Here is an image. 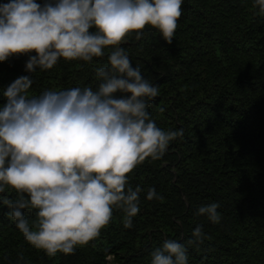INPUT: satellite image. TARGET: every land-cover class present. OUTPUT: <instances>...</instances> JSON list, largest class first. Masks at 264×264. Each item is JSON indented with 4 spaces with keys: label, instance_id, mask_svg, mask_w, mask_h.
I'll return each instance as SVG.
<instances>
[{
    "label": "trees",
    "instance_id": "obj_1",
    "mask_svg": "<svg viewBox=\"0 0 264 264\" xmlns=\"http://www.w3.org/2000/svg\"><path fill=\"white\" fill-rule=\"evenodd\" d=\"M253 4L183 0L171 44L146 25L140 39L132 32L119 45L132 66L159 85L148 109L157 126L184 129V139L171 142L162 158H146L127 174L133 189L142 188L133 227L125 228V214L114 208L99 237L77 245L74 254L50 257L24 239L0 202V264H151V252L166 239L185 244L188 264H264V16ZM111 48L91 63L61 58L51 70L38 69L29 95L95 88L96 69L107 64ZM27 59L20 54L0 62V106L3 89L28 75ZM151 187L162 200L146 198ZM8 195L15 197L14 191ZM211 203L219 204L220 223L197 215ZM197 226L211 239L189 245Z\"/></svg>",
    "mask_w": 264,
    "mask_h": 264
},
{
    "label": "clouds",
    "instance_id": "obj_2",
    "mask_svg": "<svg viewBox=\"0 0 264 264\" xmlns=\"http://www.w3.org/2000/svg\"><path fill=\"white\" fill-rule=\"evenodd\" d=\"M183 0H9L0 4V62L27 54L24 71L5 89L0 106V202L24 239L50 257L74 254L100 236L113 217L125 214L133 227L142 188L131 173L146 158L159 160L171 142L184 139L182 127L159 128L148 111L159 85L133 67L119 45L129 33L143 36L146 25L173 42ZM264 16V0H254ZM95 29L90 31V29ZM98 85L29 95L33 73L51 70L61 58L91 63ZM35 55H32V53ZM14 191L15 197L8 194ZM148 200H162L154 187ZM219 204L201 206L197 215L220 223ZM23 209L34 212L30 222ZM211 239L197 226L191 244ZM184 243L166 239L151 252V264H188ZM109 257V256H107ZM23 260V254H19Z\"/></svg>",
    "mask_w": 264,
    "mask_h": 264
},
{
    "label": "rangeland",
    "instance_id": "obj_3",
    "mask_svg": "<svg viewBox=\"0 0 264 264\" xmlns=\"http://www.w3.org/2000/svg\"><path fill=\"white\" fill-rule=\"evenodd\" d=\"M107 260L110 262L112 260V256L107 257Z\"/></svg>",
    "mask_w": 264,
    "mask_h": 264
}]
</instances>
